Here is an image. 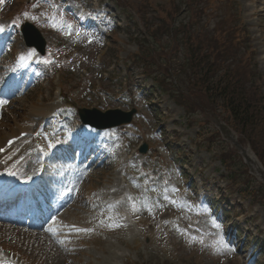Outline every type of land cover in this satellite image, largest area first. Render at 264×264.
<instances>
[{"label": "rangeland", "instance_id": "1", "mask_svg": "<svg viewBox=\"0 0 264 264\" xmlns=\"http://www.w3.org/2000/svg\"><path fill=\"white\" fill-rule=\"evenodd\" d=\"M51 1L45 0L46 3ZM117 1L105 0L104 11L111 18L118 15L124 18L126 14H120L122 11L117 8ZM168 1L119 0L124 5V11L131 17L128 27L122 30L125 24L121 25V29L111 37L105 49L93 30L79 39L73 38L77 31L76 25L72 23L69 29L70 24L63 22L73 18L75 14L71 10L65 12L59 8L52 16L48 13L47 4L42 5L41 0H27L24 5L15 3V0H0V18L8 19L10 24L6 36L0 37V85L6 82L7 74L13 71L17 59L25 50L21 31H30L26 24L39 29L37 30L48 43L50 51L34 67L18 75L15 79L16 94L0 99L3 102L0 103V145L30 121H39L42 138L31 140L34 154L37 150H42L44 143L52 146L56 140L68 151V154L53 159L56 166L48 163L45 181L49 182L53 190L60 189L62 185L70 186L76 195L72 199L71 208L64 207L57 212L56 215H62L61 220L56 216L51 218L45 229L30 231L1 221L0 244L10 259L20 257L26 264H264V208L258 205L252 207L250 199H239L236 192L227 189L228 182L222 177L228 173L217 158L222 153L220 158H230L229 161L235 166L232 170L240 178L254 177L264 184V169L255 154L247 145L237 144L238 134L218 119L215 120V113L209 111L199 98L189 96L185 99L192 112L193 118L190 121L188 117L191 114L187 117L168 98L167 93L159 89L155 90L154 96L144 93L138 97L134 94L137 86L148 87L151 83L138 75L139 69L132 65L129 58V54L136 51L133 39L143 33L144 18L155 23L163 13H170L171 19L179 23L175 24L178 28L181 22H188L191 17L190 10L183 5L185 0H174V6L182 5L175 16V12H172L174 7L169 6ZM78 2L85 5L88 0H74V4ZM193 5L202 9V20L199 26L194 24L191 27L192 31H203L209 38L211 35L207 31L213 32L218 27L238 25L237 37L243 34L241 31H245L243 40L254 51V61L264 84V0H195ZM106 27H112L109 21ZM98 28L100 26L93 29ZM30 34L31 39H35L36 36L31 31ZM8 50H11V55ZM75 50L78 51L76 56L72 55ZM99 53L103 54L100 58L102 66L95 68L94 57ZM182 55L183 53H177L179 57ZM108 64H114L115 74L123 71L122 64L129 69L134 88L131 90V86L128 87L127 84L123 85L121 91L124 95L131 92L134 94L137 101L134 106L128 104L129 100H112L101 90L110 86L99 78V73L104 72ZM82 69L87 70V76L81 74ZM54 73L58 75V80H52ZM95 81L100 83L101 89L93 94L91 84ZM105 85L107 86L104 87ZM57 93L60 95L57 96ZM73 98L78 101L77 104L72 101ZM81 107L101 111L107 108H120L123 111L135 108L137 113L129 126V134H125L128 141L121 139L123 134L113 136H117L127 148H135V145L143 141L149 149L152 148L165 157L157 164L158 172L154 176H142L141 166L138 165L147 164L150 157L143 158L140 155L132 160V164H138L136 172L128 177L127 189L134 194L128 197L124 205L128 208L133 202L136 208L134 213L140 221L130 225L127 232L122 226L115 224L118 207L107 210L104 201L99 200L103 199V194H107L117 176L116 171L121 166L115 162L109 165L105 162L84 169L78 163L79 159H73L75 148L81 150L86 143L84 137L78 136L84 129L81 125L79 134L71 135L72 126L77 120L75 109ZM64 109H68L66 114L58 115ZM49 112H54L55 117L47 123L46 114ZM217 123L225 126V131H221ZM55 130L58 131L56 134ZM137 130L143 132L142 137L136 136L139 133ZM110 133L91 132L93 136L96 134L99 141L109 140L112 136ZM113 141L118 143L117 138H113ZM166 141L174 142L180 149L179 156L185 160L183 177L177 175L173 163L168 161V154L173 153L165 150ZM235 144L248 153L257 165L251 164L246 154L243 156ZM50 165L55 168L50 169ZM71 166H77L82 174L78 182L68 179ZM34 171L35 167L28 175ZM54 181H60L59 186ZM42 184V188L46 189L44 181ZM194 200H206L207 207L214 205L213 201L216 200L217 203L220 200V213L224 210L231 211L230 216L226 213L221 217H227L225 221H228L230 227L227 235L223 234V226L218 229L215 227L209 214L203 221L199 217L198 221H202L199 228L193 230L192 222V228L188 231L191 220L187 219V209ZM205 210L206 207L203 208V213H206ZM212 224L213 228L210 227ZM221 240L223 244L220 243ZM118 254H121V258L117 257Z\"/></svg>", "mask_w": 264, "mask_h": 264}, {"label": "trees", "instance_id": "2", "mask_svg": "<svg viewBox=\"0 0 264 264\" xmlns=\"http://www.w3.org/2000/svg\"><path fill=\"white\" fill-rule=\"evenodd\" d=\"M195 9L194 15H200L201 11ZM178 11V7L172 9L174 16ZM172 21L170 13H167L161 25H158L159 28L149 32V49L148 44L146 45V52L151 54L152 60L161 57L153 44L158 38L163 40L171 34L174 52L177 54L178 48L184 49L177 71L173 70L170 74V64L167 68L160 67L163 80L176 79L178 86L175 85L177 89L174 91L179 98L191 96L202 100L209 111L238 134L239 143L250 147L264 168V85L259 81L254 64L242 54L238 40L230 34L225 36L223 29H217V35L207 31L211 35L209 38L203 31H192L191 23L181 22V26L174 28ZM170 27L175 29L176 38ZM142 56L143 61L151 62L146 54ZM145 66L148 69V65ZM170 83L167 84L172 85ZM228 166L232 172V162ZM231 177V187L240 186L237 188L240 195L250 198L253 204L264 206L262 184H256L251 179L241 180L235 172H232Z\"/></svg>", "mask_w": 264, "mask_h": 264}, {"label": "bare ground", "instance_id": "3", "mask_svg": "<svg viewBox=\"0 0 264 264\" xmlns=\"http://www.w3.org/2000/svg\"><path fill=\"white\" fill-rule=\"evenodd\" d=\"M22 131H27V129L25 128H23V129H21V130H19V132H18V134L20 133V132H22ZM17 134V135H18ZM21 143H25V145H27V140H24L23 142H21ZM20 144V143H19ZM0 146H2V144L0 145ZM19 147V146H18ZM21 152H23V147H22V149H21ZM30 154V152H27V154L21 159V163H24V165L22 166V168H21V170H20V173L18 174V176L15 178V179H11L10 180V182H9V184H11V183H13V182H16V181H19V178H25L26 177V174H28V172L30 171V170H32L33 168H34V166H36V163H37V161H35V159H31V161H30V163H25V157H27L28 155ZM11 155V153L10 152H8V153H6L4 156L5 157H9ZM246 156H247V159H248V161H250V163L251 164H254L255 162H254V160H253V158L251 157V156H249V154L248 153H246ZM17 158V156H14L13 157V159H16ZM256 164V163H255ZM254 164V165H255ZM19 165V164H18ZM17 165V166H18ZM257 165V164H256ZM37 167H38V165H37ZM16 167H12V166H10V162H7V163H5V165H4V167H0V176L3 174V172H5L6 171V173H14V172H16ZM26 171V172H25ZM7 185V187L9 188V186L10 185ZM1 185H4V186H6V183H1Z\"/></svg>", "mask_w": 264, "mask_h": 264}, {"label": "water", "instance_id": "4", "mask_svg": "<svg viewBox=\"0 0 264 264\" xmlns=\"http://www.w3.org/2000/svg\"><path fill=\"white\" fill-rule=\"evenodd\" d=\"M110 115H114V116H117V117H118V115L115 114V113H111ZM126 116H127V115H126ZM126 116H125V117H126ZM86 118H87V117H86ZM120 120H121V119H120ZM121 121H123V122L128 121V116L125 118V120H121ZM84 122L89 123V124L94 125V126H97V127H103V126H104V124H102V123H100V122H97V121H95L94 119H85ZM106 127H107V126H106Z\"/></svg>", "mask_w": 264, "mask_h": 264}, {"label": "snow or ice", "instance_id": "5", "mask_svg": "<svg viewBox=\"0 0 264 264\" xmlns=\"http://www.w3.org/2000/svg\"><path fill=\"white\" fill-rule=\"evenodd\" d=\"M25 15H27V13H25ZM71 27H72L71 25H68V28H69V29H71ZM29 55H34V53H29ZM46 62H47V61H46ZM0 103H3V102L0 101ZM49 146H51V145H49ZM173 203H175V202L173 201ZM216 227L219 228V225H216ZM49 230L51 231V229H49ZM201 243H202V241H201ZM220 243L223 244V241L221 240ZM224 247L226 248L227 245H224Z\"/></svg>", "mask_w": 264, "mask_h": 264}]
</instances>
